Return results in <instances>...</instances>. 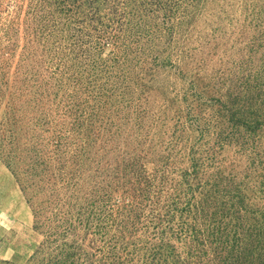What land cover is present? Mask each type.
Segmentation results:
<instances>
[{
  "label": "rangeland",
  "instance_id": "1",
  "mask_svg": "<svg viewBox=\"0 0 264 264\" xmlns=\"http://www.w3.org/2000/svg\"><path fill=\"white\" fill-rule=\"evenodd\" d=\"M62 6L0 0V264L181 256L263 142L264 0Z\"/></svg>",
  "mask_w": 264,
  "mask_h": 264
},
{
  "label": "trees",
  "instance_id": "2",
  "mask_svg": "<svg viewBox=\"0 0 264 264\" xmlns=\"http://www.w3.org/2000/svg\"><path fill=\"white\" fill-rule=\"evenodd\" d=\"M52 1L58 2V5L65 3L66 7L62 6V10L68 12L76 8L79 0ZM246 131L250 141L263 142L251 154L242 182L238 185L232 182L223 192L218 190L223 178L217 176L213 182V212L210 213L206 205L208 197H212L209 194L203 199L204 205L202 202V222H195L187 230L180 227L178 231L186 239L185 244L188 243L184 245L182 255L173 256L172 252H166L165 245L155 246L147 250L141 264H264V118L253 116L247 122ZM3 139L4 135H0V147ZM8 155L15 157L11 153ZM248 196H251L250 203ZM65 251L67 254L52 257L49 263L75 264L73 254Z\"/></svg>",
  "mask_w": 264,
  "mask_h": 264
}]
</instances>
